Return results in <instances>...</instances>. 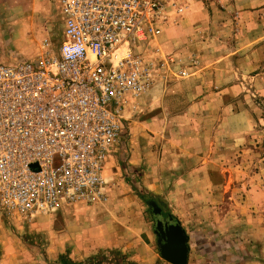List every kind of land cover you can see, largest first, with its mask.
<instances>
[{
  "label": "built area",
  "instance_id": "obj_1",
  "mask_svg": "<svg viewBox=\"0 0 264 264\" xmlns=\"http://www.w3.org/2000/svg\"><path fill=\"white\" fill-rule=\"evenodd\" d=\"M58 1L60 41L0 63V203L23 214L103 196L105 161L129 138L125 111L173 58L153 46L167 0Z\"/></svg>",
  "mask_w": 264,
  "mask_h": 264
},
{
  "label": "crops",
  "instance_id": "obj_2",
  "mask_svg": "<svg viewBox=\"0 0 264 264\" xmlns=\"http://www.w3.org/2000/svg\"><path fill=\"white\" fill-rule=\"evenodd\" d=\"M223 1L224 8L216 7L217 9L212 13L201 15V17L210 18L207 29L201 25L192 26L189 18L182 20L176 30V56L183 57L182 53L185 49L196 52L197 62H191L186 66L190 69L191 74L181 77L177 72L175 75L178 76L165 77V81L162 82L166 84L151 88L137 98L138 102L135 108L130 106L125 111L127 125L130 129L129 138L124 143L117 144L109 156L110 160L105 166L104 175L107 179L113 176V178L118 177L121 170L117 163L118 156L123 154L122 148H126V146L129 150V162L135 168L145 163L148 166L147 170H150L151 166L153 169H159L162 165L168 168V165L171 164L166 162L167 158L159 156L158 148L163 147L164 152L168 153L173 149L169 146H175L176 155H182V157H177V160H183L185 159L183 157L187 155L196 161L195 167L189 165L186 173L179 172L177 175L192 176L194 169H198L197 174L201 173L203 176L212 178L211 183L207 186H195L190 190L183 188V192H181L184 193L187 190L191 193L190 199L185 198L184 200L190 201L191 206L189 207V203H187L183 207L186 212L189 208L191 211L187 213L186 217H179L188 237L190 250L188 264H264V210L255 216L249 215L247 202H241L239 213L233 211L232 202L229 201L232 195H226L227 192H232V186L224 183L228 176V167L220 165L222 158L223 160L231 159L229 153H231L232 147L236 148L247 142L249 131L255 125V118L251 110L253 106L251 103V108L246 105L249 102L246 90L251 86L255 92L264 96V41H259L263 38L261 34L264 31L258 20L260 12L258 14L257 2L254 4L253 0ZM234 14L238 16L239 24L232 23ZM225 17L226 21L222 19ZM248 17H251L253 21L249 22ZM178 20L180 19L178 18ZM170 28L167 27L160 38L162 50L165 49L167 53L173 46V41L168 37ZM205 29L210 34L211 31L216 34L223 32L224 38L221 34V36L217 35L221 38L217 44L210 39L197 40L190 46H185L187 44L185 41L189 39L188 32L198 34L204 32ZM258 33L261 35L260 37ZM192 41L194 40L191 39ZM253 71L258 72L249 77L248 74ZM179 79H183L184 86L192 84V87L175 90L179 84L173 88L172 82ZM175 100L177 106H171L170 103ZM160 104L162 108L158 113L157 107ZM172 112L177 113L176 121L183 122V124L178 122V127L182 129L183 135H191V133L194 134L199 129H203L200 131L202 137L199 139L187 138L178 136V133L174 140L168 139L167 131L173 126L170 122L172 115L169 114ZM143 113L146 114L143 115ZM165 114H169V116L165 118ZM208 116V122H205L207 125L203 126V121ZM163 126L165 127V138L160 137ZM189 131H191L190 134L187 133ZM220 148H222L224 156L221 155ZM154 154L158 157L154 158ZM154 161H156L155 165ZM158 175L159 172L156 176ZM148 177H153V174L144 171L143 179L148 190L159 191L157 189L159 185L155 184L153 178L148 179ZM178 187L182 188L183 186ZM110 188L115 191L117 187L110 186ZM176 190L177 187L169 192L172 193ZM194 194L196 195L194 196ZM176 206L179 208L178 202ZM87 208L90 209L89 212L99 210L96 206ZM87 208H76V215L65 217L63 221L64 238L69 240L68 247L72 248L70 255L73 258L84 260L97 252L98 248H118L125 250L130 259H137L140 264H152V256L157 257V255L152 252L154 249L152 245L153 232L149 225H145L142 239L117 231L113 232V229L110 228L109 233L105 232L104 237L99 240L100 242L98 241L96 246L86 248L84 243L83 248L78 249L75 246L77 237L79 236L81 242L86 241L81 236L83 233L81 228L88 219L85 216L88 214ZM84 209L85 211H83ZM61 211L57 210L47 215V218H51V224L56 225L59 217L65 214L64 210ZM95 212L98 213V211ZM101 216L103 219L107 218L104 213ZM2 220L0 218V264H33V254L25 252L26 249L22 246L21 241L8 234V228L5 227L7 224L2 223ZM78 229L79 232H77ZM136 240L138 242L134 243ZM205 250L209 257L206 262L201 255V252ZM211 251L212 253H210ZM217 251L223 252L222 257H219Z\"/></svg>",
  "mask_w": 264,
  "mask_h": 264
},
{
  "label": "rangeland",
  "instance_id": "obj_3",
  "mask_svg": "<svg viewBox=\"0 0 264 264\" xmlns=\"http://www.w3.org/2000/svg\"><path fill=\"white\" fill-rule=\"evenodd\" d=\"M167 2L170 4L169 23L165 29L171 27L168 37L173 41V46L169 49L170 51L168 53L165 49L162 50V41L160 38L164 34V31L162 35L153 42V46L158 48L159 57H161V53L163 56L168 55L173 57L171 58L172 61L169 64L168 70H166L168 76H178L175 75V73L179 72L180 69L187 70L188 73L186 75H188L191 74V72L186 66L191 64V62H197L196 52L185 49L182 53L183 57L176 56V30L184 18H189V22H191L192 26L201 25L207 29V23H210V18L201 17V15L204 13L208 14V12L212 13L217 9L216 7L224 8V1L168 0ZM252 2L254 4L256 2L258 3V14L260 12L258 20L260 24H262L264 31V0H253ZM176 6H182L184 8L182 14H179L180 16L176 12ZM234 16L232 17V23L239 24L238 16L235 14ZM178 18L180 20H178ZM222 19L225 21L227 20L226 17ZM248 21L251 22L253 19L248 17ZM62 26V13L60 12L58 0H0V63H13L17 60L36 58L43 50L42 43L45 37L51 38L53 44H57L60 41ZM206 29L204 32L198 34L188 32L187 36H189V39L185 41L187 43H185V46H190L191 43L197 40L206 41L210 39L217 44V42H220L221 38L219 36H221V34L224 38L223 32H217L218 34H216V32L211 31L210 34ZM253 33L255 34L254 30ZM258 35L259 37L261 35V37H263L259 39V41H264V33L261 35L258 33ZM232 36H234V33H232ZM191 39L194 41L191 42ZM256 72L258 71L250 72L248 76L250 77ZM162 81L165 80L158 79L153 88L157 85L163 86L166 84ZM182 82L183 79L173 81V88L177 87L175 86L176 84H179V87L175 90L192 87V84L184 86ZM246 91L248 94L247 99L249 100L246 105L250 108L253 106L251 110L255 118V125L249 131L247 142L236 148L232 147L231 153H229L231 159L228 160L226 158L223 160L222 158L220 165L228 167V176L225 178L224 183L228 186H232V192H227L226 195H232L229 201L232 202L233 211L239 213V204L241 202H247L249 215L255 216L260 214V211L264 210V96L260 95L259 92H255L251 86H249ZM250 103L252 104L251 106ZM170 105L176 107V100L171 102ZM157 108L159 113L162 108L161 104L158 105ZM145 114L146 113H143V115ZM169 114L172 115L170 122L173 126L167 131L166 137H168V139L172 138L174 140L178 133V136L181 137H194L198 139L202 137L200 131H203V129H199L197 132H194V134L191 133V135H183L182 129L178 127V124H183V122L175 120L177 115L176 112ZM169 114H165V118H167ZM207 118H209V116L204 119L203 126L207 125V123H205L206 121L208 122ZM184 131L186 132L187 130ZM190 132L191 131L187 133L190 134ZM160 137L165 138L164 126L161 129ZM156 143H158V141H156ZM170 147L173 149L168 153L164 152L163 147H159L158 153L161 158H167L168 161L166 162H169L168 164L171 165H168V168L162 165L159 169H153L151 166L150 170H147L148 166L145 163L135 168L132 163L129 162L130 156L127 146L126 148H122L123 154H118L117 160L121 170L117 175L118 177L115 178H113L114 176L112 175L113 177L107 179L104 175L105 166L110 160V158H107L103 168V176L105 179L104 188L102 189L103 196L100 199L91 201L80 200L63 203L55 210L65 211V214H62L59 220H57L56 225L51 224V218H47L49 213L36 212L31 215L23 214L19 211L8 209L0 203V218L3 219L1 222L7 224L5 227L8 228V234L11 235L12 238L16 237L21 241L22 246L26 249L25 252H30L29 254L31 255L33 254L32 259L35 262H33V264H37V262H39V264H140L137 259H130L125 250L118 248H98L97 252L86 257L84 260L75 259L70 255L72 254V248L68 247L70 244L69 240H65L64 238L63 221L65 217L76 215V208H87L88 206L94 208V206H96L99 210H91L90 212L89 208L86 210L88 213L85 215L88 218L86 221L87 223L85 222L81 228L83 230L81 236L86 239V241L81 242L78 236L75 244L78 249L83 248L84 243L86 244V248L96 246L98 241L104 237L105 232L109 233V230H111L110 228L113 229V232L117 231L125 233L127 236L131 235L132 237L135 236V238L139 237L142 239L144 237L143 229L145 225H149L153 232L152 245L154 249L152 252H154V255H157V257L152 256V264H172L168 263L160 253L158 235L155 232L156 216L153 210L154 206L156 205L161 208V214L164 218L174 217L180 221L179 217H186L187 213L191 211V208H189L187 212L183 209L187 203H189V207L191 206L190 201H184L185 198L190 199L189 196L191 197V193L187 190L181 193L183 192V188L190 190L192 187L195 188V186H207L211 183L212 178L203 176L201 173L197 174L198 169H194V175L192 176L177 175L179 172L186 173V169L189 165H194L195 167L196 161H193L192 158L187 155L183 157L185 159L177 160V157H182V155H176L175 146H169V148ZM219 150L221 155L224 156L222 148ZM160 151L162 152L160 153ZM225 155H227V153H225ZM153 157L157 158L158 156L154 154ZM155 163L156 161H154V165ZM144 171H148V174H153V177H148V179L153 178L155 180V184L159 185L157 188L159 191L148 190V186L143 179ZM110 172L112 174V171ZM158 172L161 176H156ZM110 186H116L117 188L115 191H112L111 188L109 189ZM178 186L183 187L181 188ZM176 187V191L172 193L169 192V190L176 189ZM195 195L196 194H194V196ZM177 202L180 209L176 206ZM83 211H85V209ZM95 211H98V213ZM103 213L107 218H102L101 215H103ZM77 232H79V229ZM8 239H10V237H8ZM135 242L137 243L138 240L134 241V243ZM207 253V250L201 252L205 262L209 258L206 255ZM210 253H212V251ZM216 253L220 255L219 257H222L223 252L217 251Z\"/></svg>",
  "mask_w": 264,
  "mask_h": 264
},
{
  "label": "water",
  "instance_id": "obj_4",
  "mask_svg": "<svg viewBox=\"0 0 264 264\" xmlns=\"http://www.w3.org/2000/svg\"><path fill=\"white\" fill-rule=\"evenodd\" d=\"M153 210L161 256L172 264H188L190 251L188 237L181 222L174 217L164 218L161 208L156 205Z\"/></svg>",
  "mask_w": 264,
  "mask_h": 264
}]
</instances>
